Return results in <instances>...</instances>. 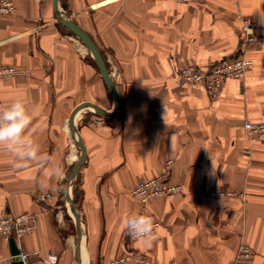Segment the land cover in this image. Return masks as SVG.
<instances>
[{
    "label": "crops",
    "instance_id": "crops-1",
    "mask_svg": "<svg viewBox=\"0 0 264 264\" xmlns=\"http://www.w3.org/2000/svg\"><path fill=\"white\" fill-rule=\"evenodd\" d=\"M12 1L15 12L0 14V64L27 73L0 80V109L24 100L32 117L27 134L64 175L50 177L37 165L16 169L0 150V213H37L20 238L22 249L36 250L33 264H78L76 225L62 193L79 155L67 119L81 102L110 110L112 100L84 45L55 19L53 0ZM60 2L98 46L118 94L113 114L86 107L73 118L85 148L71 195L86 264H132L113 261L133 250L151 264H231L241 239L253 250L251 264H264V133L248 139L242 129L244 120H264V45L247 48L251 65L225 79L215 98L176 70L234 55L242 19L264 23V0ZM169 159L170 180L183 189L147 201L159 226L145 246L124 228L140 206L129 191ZM38 193L51 196L39 201ZM12 260L0 235V264Z\"/></svg>",
    "mask_w": 264,
    "mask_h": 264
},
{
    "label": "built area",
    "instance_id": "built-area-1",
    "mask_svg": "<svg viewBox=\"0 0 264 264\" xmlns=\"http://www.w3.org/2000/svg\"><path fill=\"white\" fill-rule=\"evenodd\" d=\"M177 1L199 2L202 0ZM14 12L15 5L12 0H0V14ZM241 37L242 45L233 56L220 60L208 68H201L192 63L178 64L176 70L182 82H201L210 98L217 97L225 79L240 78L251 65V59L246 55L247 48L251 45H264V23L257 24L249 18L242 19ZM26 73L27 70L23 68L0 64V80ZM242 129L246 138L254 139L260 133H264V120H244ZM170 166L171 160H166L165 168L160 173L139 179L129 191L130 196L140 205L137 212L130 216H150L154 222L155 232L159 226V220L147 210V201L151 198L179 193L183 189L181 184L170 180ZM50 196V193H38L36 194V199L43 201ZM36 216V212H22L16 215H11L7 212L0 213V235L7 240L13 239L18 250L17 257L22 264H33L29 260V256L37 253L36 250L22 249L20 244L21 236L35 227ZM127 237L133 239L128 233ZM253 254L251 247L241 239L231 264H251ZM55 259L56 255L54 253L47 255L48 261L54 262ZM124 261H130L132 264H151V259L148 255L139 250L129 251L124 256L115 259L113 263Z\"/></svg>",
    "mask_w": 264,
    "mask_h": 264
},
{
    "label": "clouds",
    "instance_id": "clouds-1",
    "mask_svg": "<svg viewBox=\"0 0 264 264\" xmlns=\"http://www.w3.org/2000/svg\"><path fill=\"white\" fill-rule=\"evenodd\" d=\"M31 123L32 117L22 98L18 97L0 109V150L7 151L13 157L16 169L37 165L48 169V176L63 178V168L53 164L51 157L43 153L27 134ZM42 186L46 184L42 182ZM124 228L129 236L145 246H151L156 239L154 222L150 216H130L125 220Z\"/></svg>",
    "mask_w": 264,
    "mask_h": 264
},
{
    "label": "water",
    "instance_id": "water-1",
    "mask_svg": "<svg viewBox=\"0 0 264 264\" xmlns=\"http://www.w3.org/2000/svg\"><path fill=\"white\" fill-rule=\"evenodd\" d=\"M52 3H53V11H54L55 19L60 24L65 26L67 30L71 33V35H73V37L78 39L84 45V47L87 50V53L91 55L93 62L96 68L98 69L100 77L103 80L109 92V95L111 97V100H112V108L110 110H103L97 107L95 104L88 102V101L81 102L77 104L74 108H72L71 112L69 113L68 119H67L69 131L74 140V144L79 149V155L76 158V160L72 163L68 171L64 185L62 187V193L64 195L65 201L67 202L69 206L70 213L76 225L75 251L77 255V261H78V264H84L81 259V253L84 249L83 248V233L80 227L79 214L72 200L71 193H72V182L74 180V177L76 176L80 166L85 161V148L83 146L81 139L76 134V131L73 125V118L80 109L86 108V107L90 108L98 116H105V115L113 114L117 110V107H118V94H117L116 87L111 79V76L106 68L101 52L98 46L96 45V43L94 42V40L92 39V37L88 33H86L81 27H79L73 20L69 19L66 16L65 14L66 4L65 3L63 2L58 3V0H53ZM8 241H9V246H10V253L13 256L12 264H22L19 258L17 257L18 250L16 248L15 242L13 241V239H9Z\"/></svg>",
    "mask_w": 264,
    "mask_h": 264
},
{
    "label": "bare ground",
    "instance_id": "bare-ground-1",
    "mask_svg": "<svg viewBox=\"0 0 264 264\" xmlns=\"http://www.w3.org/2000/svg\"><path fill=\"white\" fill-rule=\"evenodd\" d=\"M76 40V39H75ZM83 47V46H82ZM79 48V47H78ZM73 158V157H72ZM81 259H82V262L85 264L86 263V259H85V256H84V253L82 251L81 253Z\"/></svg>",
    "mask_w": 264,
    "mask_h": 264
}]
</instances>
